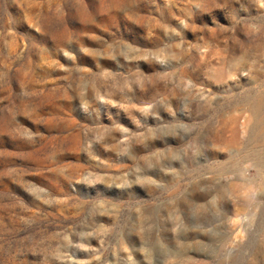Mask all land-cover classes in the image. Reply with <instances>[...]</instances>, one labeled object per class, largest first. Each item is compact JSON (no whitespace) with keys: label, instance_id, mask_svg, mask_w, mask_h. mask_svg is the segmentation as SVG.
Instances as JSON below:
<instances>
[{"label":"rangeland","instance_id":"374dc122","mask_svg":"<svg viewBox=\"0 0 264 264\" xmlns=\"http://www.w3.org/2000/svg\"><path fill=\"white\" fill-rule=\"evenodd\" d=\"M0 264H264V0H0Z\"/></svg>","mask_w":264,"mask_h":264}]
</instances>
